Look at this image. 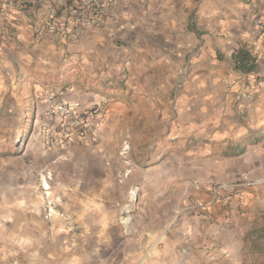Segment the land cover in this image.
<instances>
[{
    "label": "crops",
    "instance_id": "0c3cea01",
    "mask_svg": "<svg viewBox=\"0 0 264 264\" xmlns=\"http://www.w3.org/2000/svg\"><path fill=\"white\" fill-rule=\"evenodd\" d=\"M252 4L264 16V0H116L107 11L103 27L80 28L74 43L50 32L37 38L36 7L6 11L10 12L7 19L18 28L19 37L26 43L43 48L44 44L46 48L55 46V50L64 47L68 51L78 44L86 52L84 61H87L93 54H108L113 43L125 41L121 49L126 51L124 60L129 64V73L124 75L117 64L109 62V68L98 74L93 87L85 76L80 84L69 83L68 60L62 61V65L55 68L57 71L50 70L53 72L50 76L63 75L61 81L67 79L56 86L43 84L40 69L35 68L33 72L25 69L23 101L18 106L21 111L26 107L28 113L39 117L49 106L48 102L37 99L42 90L52 87L62 90L64 86L68 100L84 107L107 100L109 108L97 139L90 143H75L67 148L51 146L45 140L43 129H35L33 146L28 148L27 154L32 158L34 170L41 175L39 184L51 185L50 197L68 219L58 214L47 217L42 209L33 214V225L28 221V227L17 237V264H181L182 243L164 239L171 209L175 207L171 204L174 198L167 191L155 196L144 193L134 220L133 215H130V223V219L124 220L121 205L128 198V189L149 184L155 168L149 164L139 166L128 157L130 152L133 156L134 150L126 144L127 121L132 115H138V105H145L149 113L146 121L152 122L153 127L154 106L161 104L167 111L162 112V117L169 122L172 91L178 106V131L191 138L209 139L204 146H195V151L210 153L214 141L224 137H252L254 142L241 152L231 159L224 157V161H243L249 167L254 151L264 149L255 145L256 137L264 138V43L255 32ZM240 50L249 53L253 62L250 70L237 65L235 53ZM99 57L104 58L102 54ZM257 75L260 81L254 83ZM125 78V85H121ZM114 91H120L127 100L122 102L112 97ZM228 108L237 113L238 120L241 112H246L253 123L245 128L238 125L236 130L224 129L223 125L222 130L217 131L219 121L227 117ZM140 117L139 114L136 120ZM44 118L48 121L46 116ZM234 143L238 145L239 141ZM211 159L223 158L213 156ZM167 165L163 160L156 168L162 171L161 182L165 184L170 178L169 173L163 171ZM72 168H80L82 174L87 172V194L69 192V181H73L69 169ZM96 181L100 187L93 192L90 185ZM242 181L245 187L240 195L230 194L225 187L218 190V200L213 203L210 202L217 190L207 182L210 192H204L200 200L210 206L190 212L191 217L184 215L180 231L183 233L190 228L206 238L237 224V218L250 216L256 211L254 203L247 206L244 213L242 210L250 200V190L255 183L248 178ZM149 197L156 202L149 205ZM156 209L160 210L159 214L153 213ZM252 215L255 217L254 213ZM158 217L160 223H155ZM189 247L193 256L188 261L193 264H202V260L203 264H221L224 260L227 264H237L239 259L232 251L240 249L241 244L227 245L224 249L229 255L221 257L208 240L191 241Z\"/></svg>",
    "mask_w": 264,
    "mask_h": 264
},
{
    "label": "rangeland",
    "instance_id": "374dc122",
    "mask_svg": "<svg viewBox=\"0 0 264 264\" xmlns=\"http://www.w3.org/2000/svg\"><path fill=\"white\" fill-rule=\"evenodd\" d=\"M9 14L10 12L0 10V264H17V237L21 231L28 227V221L29 224L33 225V214L38 213L41 209L44 211L45 208L44 184H39L41 175L34 170L32 158L27 154V150L33 146L34 134L37 133L35 129L40 131L47 125L48 121L44 118L45 112L38 117L28 113V108L23 107L21 111L18 107L23 101L24 90L22 86L25 79V69L29 72H33L35 68L40 69V77L46 86H49L50 83L55 86L62 84V82L65 83L67 79H63V81L60 79L63 75L60 78L54 74V77L50 76V73H53L50 70L57 71L55 68H59L58 65H62L64 60L69 61L67 68L69 70V83L80 84L85 76L93 87L98 81V74L109 68L108 65L111 61L117 64V68H121L122 74L128 75L129 73L128 60H124L126 51L121 49L126 43L125 41L113 43L108 54L105 52L96 53L84 61L86 52L77 46L78 44L76 47L71 46L69 51L60 47L61 51L58 47L55 50V46L46 48L47 45L44 44L45 47L43 48L41 45L26 43L19 37L18 28L14 27L12 22L7 19ZM77 39L78 35L75 40L69 42L74 43ZM101 54L103 59L99 57ZM110 68L112 69L114 66ZM68 74L65 76L68 77ZM125 80L126 78L123 79L121 85H125ZM259 81V75L255 76L254 83H259ZM42 87L45 86L42 85ZM52 88L42 90L37 99L45 102L43 96L47 92L55 90ZM65 89L66 86L63 90L65 91ZM70 89L71 86H69V92ZM119 92L114 91L112 97L125 102L126 96ZM174 96L175 94L171 91V104L168 111L169 122L166 121L167 119L165 120L166 117H162V112L167 111L165 110L166 106L161 104L154 106L153 127L152 122L146 121L149 113H147V106L145 105H138V115H132L131 120L127 121L126 128L129 135L126 144L134 150L133 156L130 152L128 157H132V161L134 160L139 166L149 164L154 165L155 168L149 179V184L133 185L128 189V198L122 203L121 208L130 209V215H133L134 220L144 193L155 196L167 191L171 198H174L171 200V204L175 207L171 209L164 239L182 243L179 248L181 264H193L192 261H188L193 256L189 243L191 241L203 243L205 240L214 244L215 248L218 249L219 257L229 255L224 247L231 243H240L241 248L232 251L234 257L239 259L237 264H264V209H261V207L264 208L262 205L264 200V149L254 151L252 154L253 162L249 167L245 166L243 161L239 163L236 161L227 162L224 159H231L251 142L253 143L252 137H243L242 135L224 137L214 141L213 150L210 153L195 151V146L201 144L204 146L206 142L209 143V139L191 138L187 134L183 135L181 130L178 131V106L174 103ZM128 108L131 109V106ZM227 111V117L219 121L217 131H221L223 125L224 129L236 130L238 125L240 128H245L253 123L252 120L249 121L246 112H241L240 120H238L237 113H233L230 108ZM139 114L141 117L136 120ZM178 128L180 127L178 126ZM261 139L264 138L256 137L255 145L256 147L261 145V148H264L262 146L264 142ZM237 140L239 143L235 145L234 142ZM25 151L26 155H24ZM24 156H26L25 159H23ZM213 156H220L223 159L214 161L211 159ZM163 160L168 162L165 170H163L165 173H169L168 184L161 182L162 171L156 169L158 163ZM69 173L74 175V178L70 175L73 181H69V192H75L79 195L87 194L89 192V184L85 179L87 172L82 174L80 168L78 170L72 168L69 169ZM138 176L143 175L138 173ZM243 178H248L255 184L250 190V200L242 213L247 210V206L254 203L256 211H252V214L254 213L255 217L250 214L241 220L237 218L236 223L240 225L239 227L237 224L231 225L219 233L206 236V238L204 234L195 233L190 228L185 232L182 229L183 233L180 231L183 216L191 217L190 212L193 213L195 210L202 209L194 207V205L201 201L200 198H203L204 192H210L209 189L207 191V182L210 181V185L213 187L223 186L221 190H225L227 187L226 189L230 194L237 192L240 195L245 187L241 185ZM83 180L86 181L84 184L82 183ZM234 184L239 186L233 187ZM90 187L93 192H97L100 186L96 181ZM135 187L139 189L137 201L130 203V191ZM208 199L204 198V200ZM155 202V198L149 197L147 203L150 205ZM156 212L159 214L160 210H153V213ZM131 220L132 217L129 223ZM155 220V223H160L159 217ZM32 225L30 228H33ZM3 258L6 260L4 261ZM221 262V264L228 263L225 260Z\"/></svg>",
    "mask_w": 264,
    "mask_h": 264
},
{
    "label": "built area",
    "instance_id": "2783aa9c",
    "mask_svg": "<svg viewBox=\"0 0 264 264\" xmlns=\"http://www.w3.org/2000/svg\"><path fill=\"white\" fill-rule=\"evenodd\" d=\"M115 1L0 0V10L8 11L16 8L26 11L31 7H36L37 16L34 28L37 38L50 32L59 34L66 41H73L77 38L80 28H102L106 22L107 11ZM250 9L256 35L264 43V16L255 4H252ZM43 99L49 103L44 114L48 118V122L42 128L45 140L49 145L67 148L75 143H90L97 139L109 108L107 100H102L90 107H84L79 102L68 100L63 89L51 90L43 96ZM235 186L239 185L234 184L233 187ZM221 188L223 186L214 188V190H217L216 195L210 203L218 200V190ZM43 190L45 192L44 210L47 217L58 214L60 217L68 219L51 199L50 185L44 184ZM138 191V187L130 191V203L137 201ZM207 206H210V204L204 201H198L194 205V207L200 208H206ZM123 213L124 220L129 221L131 210L123 209ZM69 220L71 222V218Z\"/></svg>",
    "mask_w": 264,
    "mask_h": 264
},
{
    "label": "trees",
    "instance_id": "16d2710c",
    "mask_svg": "<svg viewBox=\"0 0 264 264\" xmlns=\"http://www.w3.org/2000/svg\"><path fill=\"white\" fill-rule=\"evenodd\" d=\"M235 60L237 65L242 69L250 70L253 67V62L247 51L240 50L235 53ZM248 66V67H247Z\"/></svg>",
    "mask_w": 264,
    "mask_h": 264
}]
</instances>
